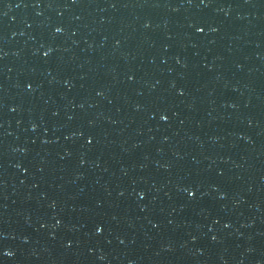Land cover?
Masks as SVG:
<instances>
[{
  "label": "water",
  "instance_id": "water-1",
  "mask_svg": "<svg viewBox=\"0 0 264 264\" xmlns=\"http://www.w3.org/2000/svg\"><path fill=\"white\" fill-rule=\"evenodd\" d=\"M0 264H264V0H0Z\"/></svg>",
  "mask_w": 264,
  "mask_h": 264
},
{
  "label": "snow or ice",
  "instance_id": "snow-or-ice-1",
  "mask_svg": "<svg viewBox=\"0 0 264 264\" xmlns=\"http://www.w3.org/2000/svg\"><path fill=\"white\" fill-rule=\"evenodd\" d=\"M57 31H60V29H57ZM198 31H202V29H198ZM162 118L166 119V117H162ZM189 195H193V193L189 192ZM97 231H100V229L98 228ZM8 254L10 255L11 253H8Z\"/></svg>",
  "mask_w": 264,
  "mask_h": 264
}]
</instances>
